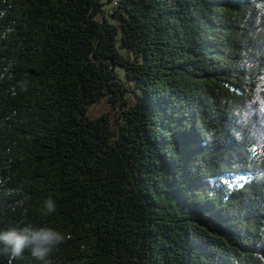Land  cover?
Here are the masks:
<instances>
[{"label":"trees","instance_id":"obj_1","mask_svg":"<svg viewBox=\"0 0 264 264\" xmlns=\"http://www.w3.org/2000/svg\"><path fill=\"white\" fill-rule=\"evenodd\" d=\"M108 2L0 0L12 264H264V0Z\"/></svg>","mask_w":264,"mask_h":264},{"label":"clouds","instance_id":"obj_2","mask_svg":"<svg viewBox=\"0 0 264 264\" xmlns=\"http://www.w3.org/2000/svg\"><path fill=\"white\" fill-rule=\"evenodd\" d=\"M11 194L12 191L9 190V195ZM44 210L46 214L56 211V204L53 199L48 198L44 202ZM64 240V235L53 228H34L30 224L22 228L13 227L0 232V244L4 246V251L9 254V264H12L13 260L21 258L26 249H30L35 258L44 261Z\"/></svg>","mask_w":264,"mask_h":264},{"label":"rangeland","instance_id":"obj_3","mask_svg":"<svg viewBox=\"0 0 264 264\" xmlns=\"http://www.w3.org/2000/svg\"><path fill=\"white\" fill-rule=\"evenodd\" d=\"M108 1L109 0H103V2L105 3L104 10L106 12L109 10V8H111V5H110V3ZM109 21L111 23H114V21L111 20L110 18H109ZM118 72H119V76L123 77L122 70L119 69ZM91 110H92L91 111V116L92 117H96V116H99V115L109 111L110 110V105L108 104L107 100H103L102 102L96 104Z\"/></svg>","mask_w":264,"mask_h":264}]
</instances>
